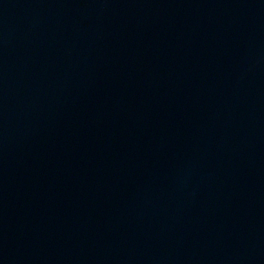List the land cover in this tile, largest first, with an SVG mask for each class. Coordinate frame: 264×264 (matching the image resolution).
I'll return each instance as SVG.
<instances>
[{"label":"water","instance_id":"obj_1","mask_svg":"<svg viewBox=\"0 0 264 264\" xmlns=\"http://www.w3.org/2000/svg\"><path fill=\"white\" fill-rule=\"evenodd\" d=\"M0 264H264V0H0Z\"/></svg>","mask_w":264,"mask_h":264}]
</instances>
